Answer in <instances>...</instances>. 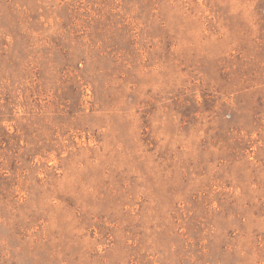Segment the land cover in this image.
Here are the masks:
<instances>
[{"label": "rangeland", "instance_id": "1", "mask_svg": "<svg viewBox=\"0 0 264 264\" xmlns=\"http://www.w3.org/2000/svg\"><path fill=\"white\" fill-rule=\"evenodd\" d=\"M0 264H264V0H0Z\"/></svg>", "mask_w": 264, "mask_h": 264}]
</instances>
